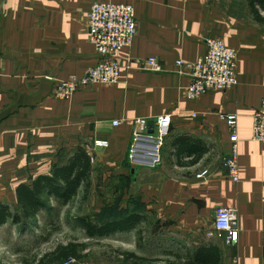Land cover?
Instances as JSON below:
<instances>
[{"label": "crops", "instance_id": "obj_1", "mask_svg": "<svg viewBox=\"0 0 264 264\" xmlns=\"http://www.w3.org/2000/svg\"><path fill=\"white\" fill-rule=\"evenodd\" d=\"M96 1L132 5L137 36L117 54L118 83L83 86L60 99L58 82L99 63L87 26ZM254 7L247 0H0V203L17 211L19 185L52 174L85 146L94 168L90 195L107 193L98 211L116 209L111 219L140 213L146 221L138 228L153 223L156 236L172 248L193 253L214 245L223 264H264V143L252 139L253 115L264 100V8L256 1ZM209 38L237 50L239 82L191 100L190 76L177 61L198 60ZM150 57L162 71L146 69ZM224 113L238 114V182L225 167L231 141ZM164 115L172 123L161 164L133 166L134 122ZM205 169L209 173L200 177ZM43 200L47 207L35 220L53 204L65 207L76 199L66 205ZM219 206L238 210L235 244L206 236ZM10 222L17 225L12 219L5 225Z\"/></svg>", "mask_w": 264, "mask_h": 264}, {"label": "built area", "instance_id": "obj_2", "mask_svg": "<svg viewBox=\"0 0 264 264\" xmlns=\"http://www.w3.org/2000/svg\"><path fill=\"white\" fill-rule=\"evenodd\" d=\"M88 37L100 57L96 66L90 67L82 76L72 74L57 83L54 94L60 99H70L80 88L87 85L116 84L120 80L121 64L117 54L129 48L138 33L135 9L129 4L96 1L87 15ZM177 65L190 76L186 95L198 100L213 90H227L238 84V52L222 39H207L205 54L194 62L178 60ZM145 67L151 71H162V64L156 57L145 60ZM230 132L231 150L225 160L229 177L240 180L239 127L237 113L221 115ZM115 126L120 121L113 122ZM171 115L156 119H137L134 122L133 139L129 149V161L135 167L157 168L162 162V149L170 133ZM252 139L264 143V100L253 115ZM100 145L105 142L99 141ZM208 169L199 176L204 177ZM209 239H221L232 245L239 241V213L231 207L219 206L214 213L213 228L206 232ZM237 261V260H236ZM87 264L70 257L61 264Z\"/></svg>", "mask_w": 264, "mask_h": 264}, {"label": "rangeland", "instance_id": "obj_3", "mask_svg": "<svg viewBox=\"0 0 264 264\" xmlns=\"http://www.w3.org/2000/svg\"><path fill=\"white\" fill-rule=\"evenodd\" d=\"M100 199L106 202L107 193L99 192L96 197L90 195L86 199L81 195L65 207L55 203L25 226L11 222L5 225L0 231V263L38 264L58 245L71 242L88 245L86 256L81 261L87 264H134V259L127 260L121 254L123 252H138L140 255L135 253L137 256L148 259L138 264H180L182 258L190 253L186 247L172 248L171 243L156 236L153 223H146L128 234L89 238L79 223L81 217L102 221L114 213L118 214L114 208L105 207L98 211Z\"/></svg>", "mask_w": 264, "mask_h": 264}, {"label": "trees", "instance_id": "obj_4", "mask_svg": "<svg viewBox=\"0 0 264 264\" xmlns=\"http://www.w3.org/2000/svg\"><path fill=\"white\" fill-rule=\"evenodd\" d=\"M255 1L264 8V0H247L252 8ZM92 155L85 146H80L65 164L57 165L50 175L36 177L31 185L21 184L17 189L18 210L12 211L8 204L0 203V230L9 219L14 223L27 225L35 219L40 211L47 207L43 196L54 197L62 205L74 201L84 190V199L88 198L92 187L93 173ZM146 221V217L137 212L120 215L114 219L106 218L96 221L89 216H83L79 223L86 229L89 238H102L117 232L131 231ZM86 243L71 242L58 245L52 252L47 253L38 264H54L63 258H82L79 253L86 249ZM127 260L137 262L148 261L133 252L121 253ZM3 264V263H0ZM180 264H223L221 251L214 245L199 247L193 253L182 258Z\"/></svg>", "mask_w": 264, "mask_h": 264}]
</instances>
